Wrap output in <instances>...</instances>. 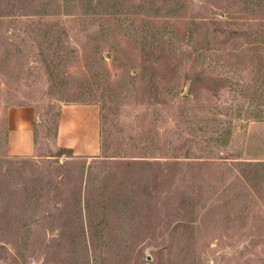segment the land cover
<instances>
[{"label": "rangeland", "instance_id": "rangeland-1", "mask_svg": "<svg viewBox=\"0 0 264 264\" xmlns=\"http://www.w3.org/2000/svg\"><path fill=\"white\" fill-rule=\"evenodd\" d=\"M85 103L91 158L53 142ZM0 264H264V0H0Z\"/></svg>", "mask_w": 264, "mask_h": 264}, {"label": "crops", "instance_id": "crops-1", "mask_svg": "<svg viewBox=\"0 0 264 264\" xmlns=\"http://www.w3.org/2000/svg\"><path fill=\"white\" fill-rule=\"evenodd\" d=\"M7 151L13 157H31L45 121L33 106L10 109L7 113ZM53 142L72 155L95 157L100 150V111L95 104L61 105L55 121Z\"/></svg>", "mask_w": 264, "mask_h": 264}]
</instances>
